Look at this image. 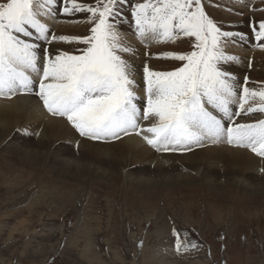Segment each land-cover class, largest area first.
Masks as SVG:
<instances>
[{
	"label": "snow or ice",
	"instance_id": "snow-or-ice-1",
	"mask_svg": "<svg viewBox=\"0 0 264 264\" xmlns=\"http://www.w3.org/2000/svg\"><path fill=\"white\" fill-rule=\"evenodd\" d=\"M240 2V0H238ZM126 0H96L95 5L78 0H3L0 2V96L33 94V76L38 78L35 95L53 116L66 120L83 137L119 139L121 134L149 133L144 139L157 151H184L205 140L249 148L264 158V119L236 123L235 116L264 114V87L250 89L245 80L237 94L235 77L222 64L236 62L222 44L233 34L222 31L204 11L201 0H144L135 3L131 16L136 33L156 43L194 38L189 53H164L156 57L181 62L172 71L143 68L146 105L138 106L130 65L118 52L130 51L120 42L117 22ZM66 17L90 14L93 26L86 37L51 36V40L83 45L78 54L41 52L32 37L50 43L49 28L40 17L57 11ZM255 40L264 41V22L253 28ZM240 39H246L240 34ZM257 46H261L257 44ZM256 101V103H252ZM238 105L233 111L232 105ZM210 106L219 118L208 110ZM152 120L142 128L139 121ZM224 121L228 122L225 126ZM177 251L183 246L179 234ZM195 247V245H193Z\"/></svg>",
	"mask_w": 264,
	"mask_h": 264
},
{
	"label": "bare ground",
	"instance_id": "bare-ground-1",
	"mask_svg": "<svg viewBox=\"0 0 264 264\" xmlns=\"http://www.w3.org/2000/svg\"><path fill=\"white\" fill-rule=\"evenodd\" d=\"M224 1L226 0H223V3ZM232 1L236 3L232 2L234 7L231 11L233 9L237 11L235 13L245 11L246 14L241 17L234 14L235 17L229 13L223 15L231 27L238 29L236 32L225 30V32L232 33L234 38L230 40L232 44L229 43L230 41L222 44L225 53H230L235 57L236 62L222 64L221 67L235 77L239 97L245 80L254 78V72L249 70V57L242 53L246 47H258L257 44L264 49V41L255 40L253 29L249 28L250 23L248 22L252 16L245 10L251 5L255 7L259 2L257 0ZM127 2L128 0L121 7L117 32L121 44L130 51L118 52V55L130 65L131 79L135 81L133 91L138 97L136 103L138 106H144L146 105V84L143 68L147 65L150 70L157 71L162 64L169 65L170 62L156 58V53L171 47L159 43L148 49L149 55L145 56V50L141 54L140 47L151 45L153 40L146 38L138 44V40L135 39L137 35L135 21L131 12L124 7ZM216 5L221 6L222 2L217 0ZM61 13L59 9L55 13L57 18H63L65 23L58 26V32L69 37L90 35L92 24L84 19L87 13H77L72 17H66ZM40 20L45 23L50 19L48 16H43ZM50 25L53 24L50 23ZM31 31L33 36L24 39L27 42L39 44L41 52L47 48L49 53L59 51L71 53L83 47L75 43L51 40L53 35L50 29L49 40L51 42L44 43L36 39L35 30ZM240 34H243L246 39H240ZM180 42L182 41L178 40V43ZM236 43L239 44L237 48ZM259 54L254 53L253 58L262 57ZM33 79L36 81L33 94L17 93L11 98L0 96V183L7 186L9 191L16 192L26 177L32 181L38 175L40 176L42 171H45L42 173L44 174L42 180L52 175L50 178H57L56 180L62 182L71 180L87 184L92 181L96 185H110V192H108L110 194L107 193L109 197L117 194L118 188L123 183L128 186L127 193L140 200L145 208L150 207L149 202L163 201L172 206L171 210L175 211L174 214H177V211H190L195 205L194 202L190 203L195 200L202 201L203 197L207 202L224 203L241 199L250 204L264 206V158L257 156L249 148L229 145L225 139H222L218 143L205 140L201 145H193L184 151L163 152L147 144L144 136L151 134L137 135L134 132L129 135L121 134L119 139H89L81 136L66 118L53 116L45 109L43 102L34 94L38 91V78L33 76ZM247 86L253 89L250 83H247ZM231 107L234 112L238 111L237 104ZM208 110L219 118L218 112ZM261 115V113L241 114L235 116L234 120L236 123H256L264 119ZM153 122L152 120L139 121L142 128L150 126ZM224 123L227 127L228 122L224 121ZM34 133L39 134V139L31 135ZM76 144L77 147H75ZM148 164H155V166L150 167ZM260 170L263 172L261 175ZM191 182L196 184L195 189ZM231 188L238 191L235 193H239L240 197L233 191L228 192ZM28 210L25 215L30 214ZM212 210V215L220 211L213 207ZM5 226L0 225V228ZM28 226L30 227L22 222L17 223L15 228Z\"/></svg>",
	"mask_w": 264,
	"mask_h": 264
},
{
	"label": "rangeland",
	"instance_id": "rangeland-1",
	"mask_svg": "<svg viewBox=\"0 0 264 264\" xmlns=\"http://www.w3.org/2000/svg\"><path fill=\"white\" fill-rule=\"evenodd\" d=\"M220 1L221 6L216 5L217 0H201V3L209 18L222 31L236 32L238 28L231 27L223 15L229 13L241 17L245 11L235 13V9L231 11L235 1ZM260 1L257 0L259 3L255 7L251 5L245 9L252 16L248 20L249 28L258 30L259 23L264 22V0ZM78 2L95 5L96 0ZM143 2L128 0L124 7L131 12L135 3ZM89 15L86 14L84 19ZM48 19L45 24L52 35L64 36L57 31L58 26L65 24L64 19L57 18L55 13ZM135 39L140 44L138 35ZM176 40L174 43L164 42L171 48L157 52L156 57L193 50L194 38L180 37ZM178 40L182 42L178 43ZM151 43L140 45L141 54L145 50V56L149 55L148 49L159 44ZM229 43L232 44L231 41ZM254 53H260L262 57L254 59ZM242 54L249 57V70L254 72V78H247V83L253 89L264 87V49L246 47ZM162 60L170 64H162L157 71H172L181 66L178 61ZM31 135L39 136L38 133ZM44 172L32 181L26 177L16 192L9 191L0 183V225H6L0 228V264H264V206L261 204L254 205L241 199L207 202L203 197L202 201L188 202L195 204L190 211L174 214L172 206L163 201L149 202L150 207L145 208L140 200L127 193L128 186L123 183L118 193L109 197L110 185H96L92 181L87 184L71 180L62 182L50 178L52 175L42 180ZM262 173L260 170L259 174ZM191 185L193 188L196 186L192 182ZM230 191L238 192L232 188ZM235 195L239 196V193ZM212 207L220 211L212 215ZM27 210L30 214L25 215ZM22 222L30 227L15 228ZM174 232L179 234L182 243L186 242L179 251Z\"/></svg>",
	"mask_w": 264,
	"mask_h": 264
}]
</instances>
